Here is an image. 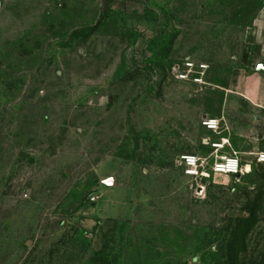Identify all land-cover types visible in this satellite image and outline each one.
I'll list each match as a JSON object with an SVG mask.
<instances>
[{"label":"rangeland","instance_id":"1","mask_svg":"<svg viewBox=\"0 0 264 264\" xmlns=\"http://www.w3.org/2000/svg\"><path fill=\"white\" fill-rule=\"evenodd\" d=\"M259 6L0 0V264H264V164L180 165L226 105L262 134L226 91Z\"/></svg>","mask_w":264,"mask_h":264},{"label":"crops","instance_id":"2","mask_svg":"<svg viewBox=\"0 0 264 264\" xmlns=\"http://www.w3.org/2000/svg\"><path fill=\"white\" fill-rule=\"evenodd\" d=\"M259 3V9L252 23L243 32L244 46L237 56V66L231 71L226 91L228 98L238 97L248 104L253 117L262 126V134L250 135V132L247 134L245 127L240 126L238 122L235 126L232 118L228 115L227 105L223 116L214 118L220 121V125L223 120H226L228 129L232 121L233 132L229 130V133L221 138V140H228L225 147H233L234 143H240L247 139L250 150L233 148L242 159L244 157L250 159L251 153L264 151V0H259Z\"/></svg>","mask_w":264,"mask_h":264},{"label":"built area","instance_id":"3","mask_svg":"<svg viewBox=\"0 0 264 264\" xmlns=\"http://www.w3.org/2000/svg\"><path fill=\"white\" fill-rule=\"evenodd\" d=\"M203 124L211 131L218 132L220 130V121L217 119H207ZM228 140L213 142L214 151L211 154L210 168L206 169V160L195 154H185L180 158V165L183 167L187 176L195 178L208 177L211 174H228L242 175L251 170L253 163L264 164V151L251 153L249 160L242 159L238 152L232 154H222L225 144ZM249 166V169H248Z\"/></svg>","mask_w":264,"mask_h":264},{"label":"water","instance_id":"4","mask_svg":"<svg viewBox=\"0 0 264 264\" xmlns=\"http://www.w3.org/2000/svg\"><path fill=\"white\" fill-rule=\"evenodd\" d=\"M111 185H116L117 184V181L115 178H111L110 181Z\"/></svg>","mask_w":264,"mask_h":264}]
</instances>
